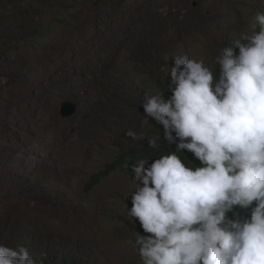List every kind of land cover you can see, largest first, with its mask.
I'll list each match as a JSON object with an SVG mask.
<instances>
[{
    "label": "rangeland",
    "instance_id": "374dc122",
    "mask_svg": "<svg viewBox=\"0 0 264 264\" xmlns=\"http://www.w3.org/2000/svg\"><path fill=\"white\" fill-rule=\"evenodd\" d=\"M257 10L264 0H0V113L47 159L41 173H0V242L46 251L45 264H139L131 171L88 181L154 136L143 98L168 86L171 58L236 50ZM63 101L74 114L60 115ZM14 133L0 124V142Z\"/></svg>",
    "mask_w": 264,
    "mask_h": 264
},
{
    "label": "clouds",
    "instance_id": "9594fccd",
    "mask_svg": "<svg viewBox=\"0 0 264 264\" xmlns=\"http://www.w3.org/2000/svg\"><path fill=\"white\" fill-rule=\"evenodd\" d=\"M171 60L167 95L154 88L143 98L144 122L162 133L147 140L157 155L130 166L126 214L143 234L129 243L139 264H264V11L212 63ZM47 257L0 242V264Z\"/></svg>",
    "mask_w": 264,
    "mask_h": 264
},
{
    "label": "bare ground",
    "instance_id": "6f19581e",
    "mask_svg": "<svg viewBox=\"0 0 264 264\" xmlns=\"http://www.w3.org/2000/svg\"><path fill=\"white\" fill-rule=\"evenodd\" d=\"M32 95L33 96H31V97H33V99H37L39 97V94L36 91L35 92L33 91ZM36 105H37V103H36ZM8 107H10V106H8ZM12 109L13 108H11V110ZM1 111H2V109H1ZM8 111H10V110H8ZM15 119L13 118V116L11 117L7 114H1L0 113V124L1 125H8L11 129H13L15 131L14 138L16 139L15 143L0 142V173H4V174L8 175L9 177H11V176L13 177L17 173H19L22 168H25L27 166H29L31 169H39V171H40L39 173L43 172V167L45 166L47 159L44 158L40 153H36L34 146L30 145L28 143V140H22L17 136V133H19L22 130V128H21L20 123L17 122ZM34 119H32V120H34ZM7 133H9V132H7ZM35 133L38 135H41L40 129L35 128ZM9 137L11 138V136H9ZM32 162H36L35 165L37 167L36 166L31 167L30 163H32ZM39 173H37L36 175H39ZM5 178H7V177L5 176ZM2 227H3V223L1 224V228Z\"/></svg>",
    "mask_w": 264,
    "mask_h": 264
},
{
    "label": "trees",
    "instance_id": "16d2710c",
    "mask_svg": "<svg viewBox=\"0 0 264 264\" xmlns=\"http://www.w3.org/2000/svg\"><path fill=\"white\" fill-rule=\"evenodd\" d=\"M157 86L160 91L164 92L167 95V86L164 83H161L160 80L157 81ZM162 133V127L155 122V134ZM160 144L161 149L164 151L169 150L171 147L174 148L175 146H171L164 142L163 140L158 141ZM189 159H193L190 153H185ZM157 155V150H154L149 147L148 142L143 144L139 149L131 150L125 153H121L112 163L107 164L103 169L95 172L91 175L88 186H94L103 179L107 178L111 173L118 171H124L126 173L131 171V164L135 163L138 159L141 158H150ZM135 233L138 234L142 230L140 229L139 224L134 226ZM143 234V233H142Z\"/></svg>",
    "mask_w": 264,
    "mask_h": 264
},
{
    "label": "water",
    "instance_id": "95a60500",
    "mask_svg": "<svg viewBox=\"0 0 264 264\" xmlns=\"http://www.w3.org/2000/svg\"><path fill=\"white\" fill-rule=\"evenodd\" d=\"M2 81L0 80V85ZM77 104L73 101H63L60 105V115L62 117H68L75 113Z\"/></svg>",
    "mask_w": 264,
    "mask_h": 264
}]
</instances>
